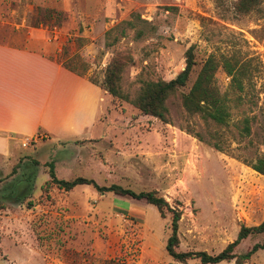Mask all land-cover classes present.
<instances>
[{
  "label": "rangeland",
  "instance_id": "obj_1",
  "mask_svg": "<svg viewBox=\"0 0 264 264\" xmlns=\"http://www.w3.org/2000/svg\"><path fill=\"white\" fill-rule=\"evenodd\" d=\"M237 3L0 0L1 41L22 44L33 29L57 36L67 50L61 59L71 58L78 71L83 65V77L101 88L111 60H128L120 98L111 102L105 93L101 119L112 124L109 138L89 147L37 139L27 148L18 144L15 158L1 165L0 264H183L165 250L168 212L161 218L144 201L101 194L92 186L65 192L49 183L50 165L58 179L83 177L99 186L157 192L180 213L177 252L216 255L241 226L262 222L264 176L246 162L264 159V0L248 12L238 11ZM190 46L195 66L185 87L166 101L167 123L141 115L130 103L140 87L175 78ZM209 56L244 68L242 92L232 91L221 68L215 73L216 90L228 98L230 115L223 125L191 115L181 104ZM244 119L249 120L247 136L241 133ZM255 244H264V234L242 240L234 253ZM185 264L201 263L189 259ZM244 264H264V251Z\"/></svg>",
  "mask_w": 264,
  "mask_h": 264
},
{
  "label": "crops",
  "instance_id": "obj_2",
  "mask_svg": "<svg viewBox=\"0 0 264 264\" xmlns=\"http://www.w3.org/2000/svg\"><path fill=\"white\" fill-rule=\"evenodd\" d=\"M22 42L0 40V170L25 139L89 147L112 133L101 119L106 94L57 62V36L33 29Z\"/></svg>",
  "mask_w": 264,
  "mask_h": 264
},
{
  "label": "trees",
  "instance_id": "obj_3",
  "mask_svg": "<svg viewBox=\"0 0 264 264\" xmlns=\"http://www.w3.org/2000/svg\"><path fill=\"white\" fill-rule=\"evenodd\" d=\"M259 0H238L237 9L240 12H248L253 9ZM66 49H61L59 52L61 56L56 57L59 62L68 71L83 77L84 66L78 71L74 65L71 64V58H62L66 53ZM185 61L183 70L176 75L175 78L164 81H150L145 82L139 89L136 97L130 102L131 105L137 109L141 115L145 117L156 118L163 123H167L168 109L166 101L173 96L179 89L185 87L190 74L195 66L194 47L190 46L185 52ZM125 57H114L108 64L104 80L102 84V91L106 93L111 102L120 98L119 82L123 68L127 63ZM221 68L227 77H230V87L232 91H243L241 78L244 75V68L233 62L223 58L221 62L216 61L214 57L209 56L201 65L197 76L192 83L189 91L181 96V104L184 110L191 115H199L203 120H211L212 122L223 125L227 123L229 118V106L227 105L228 98L221 95L214 86V79L216 71ZM90 81V80H88ZM92 84L94 82L90 81ZM96 85V84H95ZM248 119H244V126L241 133L249 135L250 129L248 126ZM201 141L200 138H198ZM213 148L222 152V148L218 144H212ZM254 172L264 176V159L259 158L255 162H246ZM14 170H12L13 172ZM49 183L54 184L58 189L65 192L71 191L76 186L86 185L92 186L101 194L113 193L122 197H129L136 201H144L148 205L156 208L161 218L165 217V212L171 215L170 235L168 237L165 250L173 261L185 264L189 259H198L201 264H219L221 262L234 261L235 264H244L248 261L258 250L264 251V244H255L247 252L243 254H235L234 249L239 243L249 236L264 234V219L260 224L253 227L241 226L236 239L229 243L221 252L216 255H210L206 252H177L175 248L178 244V221L180 213L172 209L169 204L155 191H141L134 192L130 189L122 188L121 186L112 184L110 186H99L93 180L83 177H76L72 180L58 179L55 176L53 165L49 169ZM113 263V262H111ZM124 264V263H114Z\"/></svg>",
  "mask_w": 264,
  "mask_h": 264
},
{
  "label": "built area",
  "instance_id": "obj_4",
  "mask_svg": "<svg viewBox=\"0 0 264 264\" xmlns=\"http://www.w3.org/2000/svg\"><path fill=\"white\" fill-rule=\"evenodd\" d=\"M36 140H37L36 138H32L30 140L25 139V140L21 141L20 145L22 148H27L31 144L32 141H36Z\"/></svg>",
  "mask_w": 264,
  "mask_h": 264
}]
</instances>
